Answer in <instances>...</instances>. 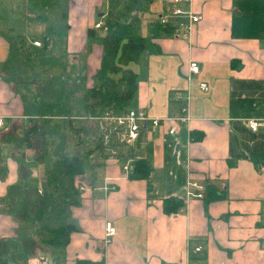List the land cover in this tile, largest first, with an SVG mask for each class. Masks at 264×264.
I'll return each mask as SVG.
<instances>
[{"label":"crops","instance_id":"0c3cea01","mask_svg":"<svg viewBox=\"0 0 264 264\" xmlns=\"http://www.w3.org/2000/svg\"><path fill=\"white\" fill-rule=\"evenodd\" d=\"M113 1L0 0V239L8 264H264V125L253 131L248 124L251 118L264 124V0H195L203 19L186 38L175 35L181 18L172 19L173 33L158 28L165 0H134V32L147 45L132 64L138 87L131 109L177 116L180 94L189 98L192 119L176 133L169 123L149 120L130 142L127 124L97 119L98 173L84 184L75 180L68 200L39 194L48 196L43 183L61 139L74 152L71 137L60 128L48 135L45 158L26 145L3 143L21 136L32 119L49 118L55 126L84 114ZM193 60L200 71L189 77ZM62 86L65 92L56 95ZM136 160L151 164L147 178L130 176ZM189 182L202 190L190 186L188 195ZM16 186L23 193L9 196ZM209 190L219 197L208 199ZM173 197L184 203L178 212L165 208ZM40 203L48 210L42 219ZM108 222L117 228L110 238ZM59 226L70 227L68 237L50 243Z\"/></svg>","mask_w":264,"mask_h":264},{"label":"trees","instance_id":"16d2710c","mask_svg":"<svg viewBox=\"0 0 264 264\" xmlns=\"http://www.w3.org/2000/svg\"><path fill=\"white\" fill-rule=\"evenodd\" d=\"M137 7L139 6L134 0H114L111 4L104 25L106 33L101 39V63L93 77V85L84 92L83 96L82 109L84 114L67 117L59 122L56 121L55 126L49 118L32 119L21 136L7 137L2 140L3 143L12 142L18 147L26 145L35 150V156L38 154L39 158H45L51 149L47 141L48 135L55 133L60 128L66 134V140L71 137L74 152L72 154L67 153L64 146L65 140L61 139L58 146L61 154L54 162V168L48 172L49 180L46 181L48 189L57 184L58 192L54 193L51 189L48 196L39 194L42 200L52 199L59 195L68 200L73 194L72 190L75 189V180H80L81 184L85 183L88 172L93 166L92 162L95 160V151L99 150L103 144L96 130L97 119L106 116L107 113L121 115L131 110V103L138 87V73L132 64L138 60L147 45V39L134 32L132 18ZM158 28L173 33L171 24ZM51 90L50 85L45 90V94H51ZM64 92L65 89L62 86L56 91V95H61ZM240 102L241 104H251V101L247 99H242ZM94 138H96V144L91 147ZM151 171L152 166L147 160H136L130 176L147 178ZM22 190L19 186L11 187L9 196L22 194ZM35 190L39 192L37 188ZM216 197L219 196H212L209 190L207 198L214 199ZM183 206L184 203L177 198L165 200V208L168 212H178ZM55 207V210L51 211L52 213L58 211L57 205ZM45 210V206L40 203L37 207L40 219L48 211ZM69 230V226H59L52 229V238L48 241L57 243V240L65 237L64 235L68 237ZM5 253L6 243L0 239V264H8Z\"/></svg>","mask_w":264,"mask_h":264},{"label":"built area","instance_id":"2783aa9c","mask_svg":"<svg viewBox=\"0 0 264 264\" xmlns=\"http://www.w3.org/2000/svg\"><path fill=\"white\" fill-rule=\"evenodd\" d=\"M195 0H165L169 4L168 8L166 9V12L164 14H161V16L158 18V23L161 25H168L172 23L173 18H181V20L177 21L175 23L176 30L175 35L178 37H188L193 28L197 23H199L203 19V15L201 13H197L193 9V2ZM104 23L99 22L97 24V27L103 26ZM35 44H40L39 41H36ZM200 71V65L197 61H191L189 64V77L191 75L196 74ZM201 88L204 90L208 89V84L203 82L201 83ZM177 100H181V114L177 116H171V117H149L146 115L143 111H136L134 109L129 110L125 114L121 115H112L110 113H107L104 117H112L117 123L119 124H127L129 126V133L127 140L133 141L136 139L139 135V130L143 124H146L147 121H152V123L156 126L161 125L163 123H169L170 133H176L179 130V124L181 122H190L192 119L191 113H190V106H189V98H182L180 94L176 95ZM5 123L4 119L0 117V126H3ZM249 127L253 131L260 130L261 126L264 125L263 122L256 118H251L248 120ZM125 169L128 170L129 167L125 166ZM259 170L261 172H264V160L259 165ZM190 186H193L194 188H197L199 190H202V186L198 184L197 182H189L188 183V190L187 194L191 195L193 194L190 190ZM198 197H203V192H198L196 194ZM0 207H2V204L0 203ZM117 233V228L113 225L112 222H108L106 224V236L108 238L113 237ZM197 250H200V248H197Z\"/></svg>","mask_w":264,"mask_h":264},{"label":"rangeland","instance_id":"374dc122","mask_svg":"<svg viewBox=\"0 0 264 264\" xmlns=\"http://www.w3.org/2000/svg\"><path fill=\"white\" fill-rule=\"evenodd\" d=\"M50 106H52L51 109L53 110L54 108L58 107V103L52 104V105H50ZM73 147H74V144H73ZM92 163H93V166H92V168L90 169V171L88 172V175H90V174H91V175H95L94 172H95V173H98V171L96 170L97 168L94 167L95 160H93ZM91 172H93V173H91Z\"/></svg>","mask_w":264,"mask_h":264},{"label":"water","instance_id":"95a60500","mask_svg":"<svg viewBox=\"0 0 264 264\" xmlns=\"http://www.w3.org/2000/svg\"><path fill=\"white\" fill-rule=\"evenodd\" d=\"M43 189H44L45 195H48L47 184L45 182L43 183Z\"/></svg>","mask_w":264,"mask_h":264}]
</instances>
